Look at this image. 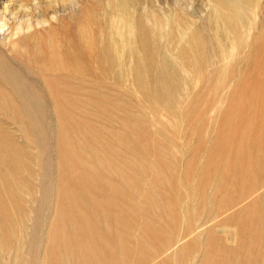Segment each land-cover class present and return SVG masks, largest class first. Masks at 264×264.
<instances>
[{
    "label": "rangeland",
    "instance_id": "374dc122",
    "mask_svg": "<svg viewBox=\"0 0 264 264\" xmlns=\"http://www.w3.org/2000/svg\"><path fill=\"white\" fill-rule=\"evenodd\" d=\"M123 2L0 0V264H264V0Z\"/></svg>",
    "mask_w": 264,
    "mask_h": 264
},
{
    "label": "bare ground",
    "instance_id": "6f19581e",
    "mask_svg": "<svg viewBox=\"0 0 264 264\" xmlns=\"http://www.w3.org/2000/svg\"><path fill=\"white\" fill-rule=\"evenodd\" d=\"M121 1V0H120ZM122 2H123V0H122ZM124 4V2L122 3V5Z\"/></svg>",
    "mask_w": 264,
    "mask_h": 264
}]
</instances>
